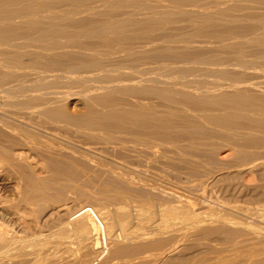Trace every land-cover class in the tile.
I'll use <instances>...</instances> for the list:
<instances>
[{
  "label": "bare ground",
  "instance_id": "1",
  "mask_svg": "<svg viewBox=\"0 0 264 264\" xmlns=\"http://www.w3.org/2000/svg\"><path fill=\"white\" fill-rule=\"evenodd\" d=\"M244 2L251 3L249 8L253 10L244 9L243 14H236L235 7H242ZM193 3L191 0H0V175L9 172L14 175L12 200L16 202L6 206L0 199V264H28L31 257H48L58 252L59 246L74 245L80 233L79 238L84 239L93 232L91 227L95 224L106 226L96 217L95 208L87 203L70 211L69 201L74 200H69L68 193L87 198L99 194L127 203L135 195L133 184L138 183V188L145 191L149 188L150 192L149 189L146 192L154 196L152 183L135 179L146 163L154 160L155 164V157L156 160L167 157V152L180 155L178 159L174 156V163L196 165L200 163L196 157L203 155L212 163L218 161L212 158L216 154L214 147L203 150L209 145L205 140L214 136L231 144L237 157L243 160L248 153L242 145L264 147V0H221L213 7ZM215 75L220 80L209 81L205 77ZM255 75L262 80H252ZM74 87L83 88L84 94H79L85 107L73 114L66 102L74 92L71 94L64 88ZM151 97L159 98L166 108L159 110L143 101ZM29 151L39 154L41 163L35 160L38 155L34 158ZM143 157L145 164L141 167ZM152 168L143 170L148 173ZM92 184H99L100 189L91 193L88 186ZM162 190L159 188L161 193ZM171 190L163 192L167 197L173 196L176 206H169L170 199L162 200L166 194L160 193V200L167 201L168 206L160 204L159 199L157 202L147 199L150 201L141 205L138 216L148 211L155 228L160 221L172 218L177 210L189 216L197 214L193 201ZM261 192L255 195L264 198ZM41 200L56 204L40 218L38 215L28 218L29 209L23 210L22 203L35 207ZM74 205L71 203V208ZM133 206L136 208L134 203ZM224 207L221 209L227 211V205ZM229 208L246 211L236 204ZM128 209L119 207L120 213L115 210L121 214L119 221L113 217L115 213L112 215L121 227L137 215L136 209L135 212ZM223 213L218 212L219 216ZM224 216L217 221L245 228L247 232L231 228L230 234L228 230L227 234L236 235V239L229 235L228 239H232L226 240L231 245L223 246L227 245L225 242L211 249L215 254L212 261L206 257L200 264H264V227ZM215 233L218 236L219 232ZM163 239L148 242L144 246V251L149 250L145 255L129 257L122 264H138V260L146 259L154 264H196L184 252L193 246H174V242L163 249ZM32 246L38 248L34 251ZM29 247L33 251L28 252ZM46 257L43 259L47 264L59 262L56 257L53 261ZM73 259V263H78L77 258Z\"/></svg>",
  "mask_w": 264,
  "mask_h": 264
},
{
  "label": "rangeland",
  "instance_id": "2",
  "mask_svg": "<svg viewBox=\"0 0 264 264\" xmlns=\"http://www.w3.org/2000/svg\"><path fill=\"white\" fill-rule=\"evenodd\" d=\"M220 2H221V0H219ZM218 0H216V2H215V0H191V2L193 3V4H195L196 2V5H199V6H204V7H213V6H215L216 5V3H218L219 2ZM222 1H224V0H222ZM200 4H199V3ZM210 2V3H209ZM213 3H214V5H213ZM244 4H246V6H244V8H242L243 7V5ZM207 5H209V6H207ZM243 5H242V7H235V12H236V14H243L244 12H246V10H248V11H250V9L251 10H253L252 8H249V6L251 5V3H249L248 4V2H244L243 3ZM243 10H242V9ZM244 9H246V10H244ZM243 13H242V12ZM150 75V74H149ZM216 76V75H215ZM215 76H213V78H212V76H205L206 78H208V80L209 81H211V80H220V78H217V76H216V78H215ZM218 77H220V76H218ZM210 78V79H209ZM252 80H254V81H260V80H262V78H261V76L260 75H255L254 77H253V79ZM221 81H223V79L221 80ZM209 85H211V84H209ZM67 89V90H66ZM82 89V90H81ZM79 88V87H74V88H70V89H68V88H64V90H66V91H68L69 92V90H70V92L69 93H73V95L68 99V101L66 102V107H67V109L69 110V112H71V113H79V112H81V111H83V109H84V107H85V103H84V101H83V99L81 98V95H83L84 94V92H83V88ZM72 90V91H71ZM79 90H81V91H79ZM79 91V92H78ZM76 93H78V94H76ZM81 95H80V94ZM75 94V95H74ZM78 98V99H77ZM81 99V100H80ZM138 100H142V99H138ZM146 100V102H148L149 104H153L154 106H156V107H158L159 108V110H163V109H165L166 107L164 106L165 105V103L164 102H161L160 101V99L159 98H155V97H151V98H147V99H144L143 101H145ZM162 105V106H161ZM211 139V140H210ZM208 140V141H207ZM216 140V141H215ZM205 141H207L208 142V144L209 145H206L205 147H204V149L203 150H205V151H208L211 147H214L213 148V150L214 151H216L215 153L216 154H214V156L212 157L214 160H218V161H214L213 163H212V161H210L208 158H207V155H203V157L202 158H204V159H202V158H199V157H196L197 158V160L198 161H200V163L199 164H193L192 163V165H188L189 163H183L184 165H182L180 162H178L177 161V163H174V161L176 162V158L178 159L179 157H180V155H178V153L177 152H167V155L170 157H172L171 159L168 157H162L161 159L159 158V160H160V163H159V160H156V157H155V164H154V158H151V160H153L152 161V163L150 162V163H146V166L144 165L145 164V162H144V157L142 158L143 159V162H141L140 161V163H141V167H142V163H144L143 164V166H145V167H142V171L143 172H145V173H140L141 174V176H140V174L137 176L138 178H136L135 180L137 181V179L138 180H145L144 182L145 183H147V184H151L152 183V185L153 186H151L150 188H151V192H153L151 195H154V196H156V198H154V196H149V192H150V189L149 188H146V191H147V189H149L148 191L149 192H146L145 191V188L143 189V188H138V183L136 184V185H132V187L129 185V186H127V188L128 189H130V187H131V189H133V186H135V188H136V190L135 189H133V192H132V190H131V192L133 193V194H135L134 196H132L131 197V200L130 201H127V203H126V201L124 202V200H123V202H121L122 200H115L114 198H103V197H101V195H99V194H96L95 195V198L94 197H86V196H82V197H80L79 195L77 196H75V194H72V193H68V194H66L67 195V197H69L70 199L69 200H72L73 202H74V204L77 206H75L74 204H73V202H70L69 201V203H70V211L72 210V212L73 211H75L76 209L75 208H77V210H78V208H80L82 205H84V204H89V206H91L93 209H94V212H95V215H96V217L97 218H99L100 219V221H103L102 222V224L104 223V224H106V226L105 225H103V227H102V225L101 224H95V226H97L96 228H95V226H92L91 228H93V229H91V231H93V232H90V233H88L87 235H85L84 233H83V235H85L84 236V239H80V238H83V237H80L79 238V236H80V234H81V236H82V233H80L79 235H77V237L78 238H76L75 239V244L74 245H68V246H59V248H58V252H55V254L57 255H55L54 253H52L53 255H55V256H53L52 254V256L51 255H49V256H51L53 259L55 258V261L56 260H58L57 262L58 263H56V264H67V263H69V264H79V262H81L80 264H122V261H124V260H126V259H130V258H133V257H136L137 255L138 256H140V255H145L148 251L147 250H145V251H147V252H145L144 251V246H147V244H148V242L149 243H151L152 241L153 242H155L156 241V239H159V240H162L163 238L165 239H163L164 240V243H163V249H165L167 246L169 247V246H172V245H174V242H175V245L174 246H188V247H192L193 246V249L192 248H190V249H188L187 250V252L186 251H184L185 252V254H186V256L185 257H187V255H188V257H190V258H192V259H194V263H196V264H200L201 263V261H202V259L204 258H208L209 257V260H211V256H214L215 254L214 253H212V250L216 247H220V246H222V243H227V245H225V244H223V246H230L231 245V241H228V240H231L232 238H230V239H228L229 238V235L231 234L230 233V230H232V229H237V230H240L241 229V227H239L238 228V226H235V225H231V224H229V223H225L224 221H217V218H223V216H224V214H226V216H224L225 218H230V219H235L236 221H245V222H248V221H250V222H252V223H254V224H256L257 223V225H259V226H262V227H264V216H263V214H264V198H259V196L257 197L256 195H259V193L261 192L260 190H262V192H264L263 190H264V164H259L260 162H262V161H264V147H256L255 148V146H250V145H248V146H245V145H242V147L243 148H245V150H246V152L248 153V157L246 158V159H239L238 157H237V153H236V151H234V149L232 148V146H231V144H229L227 141H224V139L223 138H221V137H219V136H214L213 137V139L212 138H207ZM210 141V142H209ZM214 141V142H213ZM215 145H216V147H215ZM219 147V148H218ZM228 147V148H227ZM223 150H222V149ZM225 148H227V150H225ZM230 148V149H229ZM253 148V149H252ZM255 148V149H254ZM222 150V151H220V150ZM249 150V151H248ZM250 150H252L251 151V153H250ZM258 150V151H257ZM217 151H219V152H217ZM30 152V151H29ZM28 152V153H29ZM229 153H230V155H229ZM33 154V155H32ZM30 155L32 156V157H36L37 155L38 156H40L39 154H37L36 152H34V151H31L30 152ZM36 157L35 158V160L36 161H38L39 163H41V156L40 157ZM174 156H176V158L174 157ZM256 156V157H255ZM261 157V158H259V157ZM40 158V159H39ZM174 158V159H173ZM211 158V159H212ZM250 158V159H249ZM169 159V162H171V163H169V162H167V160ZM255 159V160H254ZM150 160V161H151ZM161 160H162V162H161ZM171 160V161H170ZM172 160H173V162H172ZM35 161V162H36ZM247 161V162H246ZM37 162V163H38ZM165 162H167L166 164H165ZM222 162V164L220 165V163ZM228 162V163H227ZM246 162V163H245ZM248 162H250V163H248ZM162 163V164H161ZM173 163V164H172ZM180 163V165H177V164H179ZM202 163V164H201ZM211 163V164H210ZM233 163V164H232ZM248 163V164H247ZM255 163V164H254ZM258 163V164H257ZM147 164H152V166H153V168H152V166L151 167H147L148 165ZM165 164V165H164ZM172 164V165H171ZM214 164V165H213ZM242 164H246V165H242ZM155 165V166H154ZM157 165H158V167H157ZM174 165V166H173ZM260 167H259V166ZM177 166V167H176ZM180 166V167H179ZM189 166V167H188ZM254 166V167H253ZM155 167H156V169H155ZM164 167H166V169L164 168ZM183 167H184V169H183ZM143 168L144 169H150V168H152L151 169V171H147L148 173H150V175L152 176L153 174H155V175H153L154 177H151L148 173H146V171L145 170H143ZM158 168V169H157ZM171 168V169H170ZM39 169H40V166H39ZM153 169H155V170H153ZM161 171H160V170ZM164 169V170H163ZM208 169V170H207ZM234 169V170H233ZM41 170V171H40ZM40 170H38V171H40V173L42 172V169H40ZM206 170V171H205ZM210 170V171H209ZM217 170V171H216ZM219 170V171H218ZM233 170V171H232ZM157 173H156V172ZM159 171V172H158ZM167 171V172H166ZM180 171V172H179ZM183 172V173H182ZM234 172V173H233ZM176 173H178V174H176ZM6 174V173H5ZM8 174L10 175V172L9 173H7L6 174V176H8ZM13 174V173H12ZM143 174H145V175H143ZM165 174V175H164ZM235 174H236V176H235ZM142 175H143V177H145L146 179H147V177H148V179L147 180H149V178H152V179H150V181H147L145 178L144 179H142L143 177H142ZM174 175H176V176H174ZM185 175V176H184ZM198 175V176H197ZM220 176V177H218V176ZM221 175H222V177H221ZM1 177H0V199H1V197H2V199H3V201H5L6 202V206H10V204L11 205H13V204H15L16 202H15V200L13 199L12 200V198H13V188H15V178L14 179H12V177H14V175H10L9 177L11 178H9V177H7V178H4V177H6V176H4V173L2 174V175H0ZM147 176V177H146ZM150 176V177H149ZM157 176V179L155 178ZM200 176V177H199ZM160 179H159V178ZM139 178H141V179H139ZM176 178V179H175ZM179 178V179H178ZM211 178V179H210ZM154 179H156V180H154ZM159 179V180H158ZM215 179V180H214ZM217 179V180H216ZM224 179H225V181H224ZM167 180V181H166ZM197 180V181H196ZM142 181V183H144ZM147 181V182H146ZM156 183H158L159 182V184H156ZM161 181V182H160ZM177 181V182H176ZM185 181V182H184ZM243 181V182H242ZM256 181V182H255ZM138 182V181H137ZM170 182V183H169ZM212 182V183H211ZM154 183V184H153ZM161 183V184H160ZM163 183V184H162ZM225 183V184H224ZM235 185H234V184ZM168 184V185H167ZM209 184V185H208ZM252 184H253V186H252ZM94 185V186H93ZM99 184H92V185H89L88 187H89V189H88V187L86 188L87 190H89V191H91V193L92 192H97L100 188V185L98 186ZM154 185H156V188H155V186ZM157 185H159V186H162V187H159V186H157ZM198 185V186H197ZM258 185V186H257ZM95 188H93V187ZM164 186V187H163ZM171 186V187H170ZM183 186V187H182ZM238 186V187H237ZM91 187L93 188V190L91 189ZM97 187V188H96ZM153 187L155 188V190H157V191H154L153 190ZM160 188V190H162L161 188H163V190H162V193L164 194H166V197H165V195H162V200H166L167 198H169L171 201H172V199H173V201L175 202V200H174V198H173V196L171 197V195H170V197L168 196L167 197V193L166 192H163V191H167V189H168V191H169V188L170 189H172L171 190V192L173 193V192H178L177 194H179V195H181V196H183V197H186V198H188L189 200H191V201H193L194 203H195V207H196V211H197V214H195L194 216H189V215H186L184 212H182V210L180 209V210H177L173 215H172V218L171 217H169V219H167V220H165V221H160L159 222V224H157V227H156V225H155V228H154V226L152 225V222H151V220H152V215H150L149 214V212L148 211H146V212H143V213H141V215H139L138 216V212H142L141 211V209H142V204L144 203V202H148V201H150V200H148L147 201V199H155V202H159L160 204H163L164 206H168L167 204H168V202H169V206H173L174 204H175V206L177 205V203L175 202H173V204H170V200H168V202L167 201H161L160 199V197H161V191H159V188ZM173 187V188H172ZM186 187V188H185ZM224 187V188H223ZM254 187V188H253ZM110 189L111 188H113L112 186L111 187H109ZM164 188H165V190H164ZM241 188V189H240ZM259 190H257V189ZM139 189V190H138ZM183 189V190H182ZM219 191H218V190ZM256 189V190H255ZM3 190V191H2ZM137 191H138V193H137ZM167 191V192H168ZM140 192H142L140 195V197L141 198H139L138 196H139V193ZM155 192V193H154ZM170 192V191H169ZM181 192V193H180ZM226 192V193H225ZM255 192V193H254ZM259 192V193H258ZM261 192V193H262ZM131 193V194H132ZM136 193H137V195H136ZM161 193V194H160ZM175 193V194H176ZM236 193V194H235ZM258 193V194H257ZM70 194H71V196H70ZM132 194V195H133ZM155 194H157L158 195V197H159V194H160V197L158 198L157 197V195H155ZM197 194V195H196ZM206 194V195H205ZM239 194V195H238ZM256 194V195H255ZM263 194V193H262ZM142 195H143V198H142ZM169 195V194H168ZM234 195V196H233ZM264 195V194H263ZM31 196H34V194L33 195H31ZM74 196V197H73ZM163 196L165 197V198H163ZM226 196V197H225ZM71 197H73V198H71ZM83 197H86V198H83ZM150 197V198H149ZM152 197V198H151ZM235 197V198H234ZM10 198V199H9ZM75 198H77L76 200H75ZM82 198L84 199V200H82ZM90 198V199H89ZM92 198H94V199H92ZM207 198V201H205V199ZM232 198V199H231ZM1 199V200H2ZM133 199V200H132ZM138 199H140V200H138ZM142 199V200H141ZM157 199H159V200H157ZM204 199V200H203ZM211 199V200H210ZM217 199V200H216ZM226 199V200H225ZM263 199V200H262ZM6 200H8V201H6ZM87 200H89L88 202H87ZM96 200V201H95ZM103 200V201H102ZM112 200H114V201H112ZM144 200V201H143ZM157 200V201H156ZM213 200H214V204H213ZM224 200H225V202H224ZM13 201V202H12ZM80 201H82L81 202V204L79 205V203H80ZM92 201V202H91ZM105 201V202H104ZM134 201V202H133ZM197 201V202H196ZM207 202V204L206 203H204V204H206V205H203L202 206V203H200V202ZM216 201H217V203H216ZM247 201V202H246ZM40 201H38V205H37V207H36V205H35V207H33L34 205L32 204V203H30V204H23L22 203V206H23V208L22 207H20V208H22L23 210L24 209H26L27 208V210L29 209V212L27 211V210H25V211H27L28 213H29V215H28V218H29V216H30V219H33V217L34 218H36L35 216H39V215H44V214H46V212H48V210H49V208H51L52 206H53V204H56L55 203V201L54 202H52V200L51 201H48L49 202V204H50V202H52L50 205H48L47 203H46V201L44 202V201H42L41 200V203H39ZM84 202V203H83ZM138 202H139V205H138ZM165 202H167V203H165ZM171 202V203H172ZM212 202V203H211ZM243 202V203H242ZM71 203H72V205H74L72 208H71ZM91 203H93V205L91 204ZM104 203V204H103ZM125 203V204H124ZM133 203H134V205L136 206V208L133 206ZM215 203H216V206H215ZM219 203V204H218ZM229 203V204H228ZM263 203V204H262ZM33 206H32V205ZM112 204V205H111ZM119 204V205H118ZM124 204V205H123ZM128 204H131L130 206H128ZM200 204H201V206H200ZM212 204V205H211ZM239 205V206H242L243 207V209H246V211L244 210H241V209H235V208H229V210L227 209L230 205ZM245 204V205H244ZM16 205V204H15ZM39 205H43V207L42 206H39ZM47 205V206H46ZM79 205V206H78ZM210 205V207H208ZM221 205V206H220ZM226 206L227 205V208H226V210L227 211H229V212H227V211H225V210H223L225 207L224 206ZM24 206H28V207H24ZM45 206V207H44ZM207 206V207H206ZM217 207V208H212V207ZM254 206V207H253ZM30 207V208H29ZM48 209H47V208ZM112 207V208H111ZM119 207H124L125 208V210H127L128 208V210H134V209H136L135 211H136V217H135V221L133 220H129V221H126V224H125V222H124V224L125 225H122V227H121V225H120V223L119 222H117V221H119V220H117V219H119V216L121 215H119V213L121 212L120 210H118L119 209ZM127 207V208H126ZM138 207V208H137ZM198 207V208H197ZM200 207V208H199ZM201 207H203L204 208V210H203V208H201ZM220 207V208H219ZM247 207V208H246ZM263 207V208H262ZM34 208H35V210H34ZM37 208H39V209H42L43 210V213H41L42 212V210H40L39 211V209H37ZM44 208V209H43ZM132 208V209H131ZM179 208H181L180 206H179ZM207 209V211H208V213H207V211H206V209ZM211 208V209H210ZM221 208H223V209H221ZM257 208V209H256ZM32 209H33V211H32ZM102 209V210H101ZM114 209V210H113ZM138 209V210H137ZM201 209V210H200ZM214 209H215V211H217L216 213L217 214H215V211H214ZM219 209V210H218ZM248 209V210H247ZM256 209V210H255ZM36 210H37V212H39L40 214H38L37 212H36ZM99 210V211H98ZM115 210L116 211H120L119 213L118 212H115ZM234 211V210H236V211H234V212H231V211ZM238 210V211H237ZM114 211V212H113ZM135 211H133V212H135ZM198 211H200V212H198ZM204 212V213H202V212ZM210 211V212H209ZM222 211L224 212L223 213V216H219L220 214H218V212L220 213L221 212V214H222ZM249 211H251V212H249ZM259 211V212H258ZM227 212V213H226ZM230 212H231V214H230ZM246 212V213H245ZM250 214H248V213ZM263 212V213H262ZM34 213H36V214H34ZM79 213H81V212H79ZM100 213V214H99ZM110 213H112V214H110ZM115 213V214H114ZM116 213H117V216H114V215H116ZM177 213V214H176ZM181 215H180V214ZM210 213H213V214H210ZM229 213V214H228ZM239 213V214H238ZM254 215H253V214ZM31 214V215H30ZM114 214V215H113ZM242 214V215H241ZM258 214V215H257ZM33 215H35V216H33ZM112 215H113V217L117 220H113L112 218ZM175 215V216H174ZM183 215V218L181 217ZM216 215H218V217L216 216ZM238 215V216H237ZM245 215V216H244ZM37 216V218H40V216L38 217ZM107 216V217H106ZM177 216V217H176ZM213 216H215V217H213ZM228 216V217H227ZM236 216H237V218H236ZM263 216V217H262ZM42 217V216H41ZM61 218L63 217L64 219H65V216H60ZM96 217H94L95 218V220H97V218ZM193 217V218H192ZM205 217H208V218H205ZM209 217H211V218H209ZM213 217V218H212ZM239 217H241V218H239ZM250 217V218H249ZM257 217V218H256ZM260 217V218H259ZM62 218V219H63ZM186 218V219H185ZM188 218V219H187ZM252 218H254V220H252ZM189 219H191V220H189ZM207 219H209V220H207ZM256 219V220H255ZM206 220V221H205ZM111 221H113L112 223H116L117 224V226L115 227V225H112V224H110L111 223ZM207 221H209V222H207ZM263 221V222H262ZM213 222V223H212ZM222 222V223H221ZM227 222V221H226ZM225 225V227H228L229 225V227L226 229L225 227H224V225ZM227 224V225H226ZM229 224V225H228ZM261 224H263V225H261ZM99 225V226H98ZM127 225V226H126ZM129 225V226H128ZM153 227H152V226ZM118 226H120V227H118ZM126 226V228H124ZM159 226V227H158ZM98 227H100V229L98 230ZM143 227V228H142ZM146 227V228H145ZM151 227V228H150ZM207 227H211V228H207ZM119 228V229H118ZM123 228V229H122ZM133 228V229H132ZM155 229L154 231H153V229L152 230H149V229ZM163 228V229H162ZM165 228V229H164ZM213 228V229H212ZM217 228V229H216ZM220 228L222 229L221 231H220ZM232 228V229H231ZM112 229V230H111ZM141 229V230H140ZM144 229H145V231H144ZM205 229H208L210 232H208L207 234H205V233H203V231H201V230H205ZM211 229H212V231H211ZM244 229L245 228H243V230L241 229L240 231H242L243 233H245V231L247 232V230H245L244 231ZM104 230V231H103ZM130 230H131V233H129L130 232ZM134 230V231H133ZM164 230V231H163ZM165 230H167V231H165ZM217 232H219V233H217L218 234V236H216V233H215V231ZM228 230H229V235L227 234L228 233ZM114 231V232H113ZM146 231H148V232H146ZM149 231H151V232H149ZM152 231L155 233H152ZM184 231V232H183ZM173 234H172V233ZM192 232V233H191ZM213 232L215 233V234H213ZM223 232V234H221ZM134 233V234H133ZM135 233H137L136 235H135ZM158 233V234H157ZM169 233V234H168ZM175 233V234H174ZM185 233V234H184ZM112 234V235H111ZM139 234V235H138ZM164 234V235H163ZM189 234V235H188ZM114 235V236H113ZM132 235V236H131ZM172 235V236H171ZM176 235V236H175ZM205 235V236H204ZM208 235V236H207ZM209 235H210V237L211 238H209ZM211 235H213V236H211ZM221 235H226V236H221ZM124 236V237H123ZM168 236V237H167ZM182 236V237H181ZM201 236V237H200ZM231 236V235H230ZM235 239H236V235H232ZM231 236V237H232ZM123 237V238H122ZM126 237V238H125ZM170 237V238H169ZM205 237V238H204ZM214 237V238H213ZM220 237H222L221 239H218V238H220ZM245 237L247 238V236L245 235ZM41 238H46V237H41ZM41 238H39V240H41ZM167 238V239H166ZM172 238V239H171ZM242 238L243 237H240V238H238V240H242ZM140 239V240H139ZM185 239L187 240V241H185ZM197 239V240H196ZM199 239V240H198ZM218 239V241H216ZM226 239H228V240H226ZM169 240H170V242H169ZM240 240V241H241ZM142 241V242H141ZM158 241V240H157ZM177 241V242H176ZM233 241V240H232ZM165 242H167V243H165ZM169 242V243H168ZM173 242V243H172ZM217 242V243H216ZM229 242V243H228ZM202 243V244H201ZM216 243V244H215ZM171 244V245H170ZM215 244V245H214ZM242 244H244V242L243 243H240V244H238V245H242ZM132 245V246H131ZM142 245V246H141ZM217 245V246H216ZM114 246V247H113ZM166 246V247H165ZM197 246H199V247H197ZM203 246V247H202ZM210 246H211V248H210ZM33 248H34V251L36 250V247L37 246H32ZM28 248V252L30 251L31 252V250L33 251V248ZM67 249H66V248ZM205 247V248H204ZM38 248V247H37ZM78 248V249H77ZM207 248H208V251H207ZM72 249V250H71ZM119 249V250H118ZM212 249V250H211ZM113 250V251H112ZM122 252H121V251ZM126 250V251H125ZM132 250V251H131ZM211 250V251H210ZM27 251V249L25 250V252ZM76 251V252H75ZM79 253H78V252ZM137 251V252H136ZM69 252V254H67ZM117 252V253H116ZM143 252V253H142ZM152 252V251H151ZM74 255H73V254ZM121 253V254H120ZM62 254V255H61ZM179 254H181V253H179ZM213 254V255H212ZM73 257H72V256ZM118 255V256H117ZM135 255V256H134ZM184 255V254H183ZM192 255V256H191ZM43 257H46V256H44V255H42ZM42 256H40L39 258H34V259H32V257L31 258H29L28 259V264H47V260L45 261V258L43 259V257ZM48 256V257H49ZM127 256V257H126ZM48 257H46V259H48ZM66 257V258H65ZM70 257V258H69ZM83 257V258H82ZM90 257H91V259H90ZM94 257V258H93ZM123 257V258H122ZM130 257V258H129ZM50 258V257H49ZM52 258H50V260L52 259ZM68 258V259H67ZM73 258H77L76 260L75 259H73ZM78 258H79V260H78ZM119 258V259H118ZM206 258V259H207ZM53 259H52V261H53ZM71 259H73V260H75V261H78V263L77 262H75V263H73V261H71ZM82 259V260H81ZM116 259H118V261L116 260ZM203 259V260H204ZM81 260V261H80ZM115 260V261H114ZM151 260V259H150ZM148 260V259H146V260H142V261H140V260H138L139 261V263L138 264H154V262L151 260ZM214 260V259H213ZM69 261V262H68ZM94 261V262H93ZM114 261V262H113ZM212 261V260H211ZM49 262H51V261H48V263ZM65 262V263H64ZM86 262V263H85ZM98 262V263H97ZM135 264H137V263H135Z\"/></svg>",
  "mask_w": 264,
  "mask_h": 264
}]
</instances>
